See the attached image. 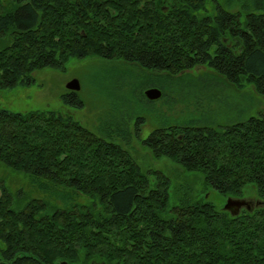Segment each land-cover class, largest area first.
Segmentation results:
<instances>
[{"label": "trees", "instance_id": "obj_1", "mask_svg": "<svg viewBox=\"0 0 264 264\" xmlns=\"http://www.w3.org/2000/svg\"><path fill=\"white\" fill-rule=\"evenodd\" d=\"M225 2L228 8L218 0H0V87L96 55L136 63L152 77L205 65L264 96V0ZM62 97L72 102L74 92ZM143 142L155 157L200 172L223 196L264 185L262 113L219 128L159 126ZM0 161L42 187L41 178L68 187L63 198H94L41 213V200L13 209L2 188L0 264H264V209L233 215L187 198L167 208L165 175L150 185L119 143L70 115L0 109Z\"/></svg>", "mask_w": 264, "mask_h": 264}, {"label": "rangeland", "instance_id": "obj_2", "mask_svg": "<svg viewBox=\"0 0 264 264\" xmlns=\"http://www.w3.org/2000/svg\"><path fill=\"white\" fill-rule=\"evenodd\" d=\"M218 2L228 8L225 0ZM231 9L243 10L239 4ZM31 76L30 84L0 87V109L51 110L70 115L95 134L119 143L138 164L150 185L155 183L156 173L168 178L167 208L187 198L209 201L218 209L228 211L224 208L227 198H237L220 194L204 182L200 172L187 171L166 156L155 157L143 139L159 126L196 122L219 128L225 123L264 114V96L251 84L236 87L205 65L188 69L178 76L161 73L152 77L136 63L126 64L96 55L73 56L63 69L44 67L33 71ZM73 78L78 80L79 89L71 91L65 85ZM151 87L161 91L159 98H146L144 92ZM69 91L74 92L72 102L62 97ZM140 91L148 101L139 97ZM102 124L104 127L106 124L105 130ZM40 181L43 187L32 181L27 173L13 170L0 161V195L2 188L5 189L13 209L19 210L32 200H41L45 204L41 213H51L66 201L86 204L94 201L92 196L85 195L63 198L61 193L70 191L68 187L56 186L44 178ZM253 187L245 186L242 193L254 195ZM3 246L0 241V248Z\"/></svg>", "mask_w": 264, "mask_h": 264}, {"label": "flooded vegetation", "instance_id": "obj_3", "mask_svg": "<svg viewBox=\"0 0 264 264\" xmlns=\"http://www.w3.org/2000/svg\"><path fill=\"white\" fill-rule=\"evenodd\" d=\"M3 1H7V0H1V2ZM15 1L22 3V2H29L32 0H15ZM53 1H62V0H53ZM123 30H130V29H123ZM253 188L255 191L254 195L249 196L241 193V195L237 197L239 198V200L246 202V204H241L237 208H235V210L233 209L234 210L233 214H239L244 211L253 212L258 207H262L264 209V185L259 188L258 187H253Z\"/></svg>", "mask_w": 264, "mask_h": 264}, {"label": "water", "instance_id": "obj_4", "mask_svg": "<svg viewBox=\"0 0 264 264\" xmlns=\"http://www.w3.org/2000/svg\"><path fill=\"white\" fill-rule=\"evenodd\" d=\"M66 88L71 90H77L79 89V82L77 79H71L66 83ZM145 95L149 99H156L161 95V91L156 87H151L145 91ZM242 200H236L232 198H227L226 203L224 204L225 209L231 210L232 213H234L235 208H237L241 204H246V202H243ZM234 209V210H233ZM60 264H67L66 262H61Z\"/></svg>", "mask_w": 264, "mask_h": 264}, {"label": "bare ground", "instance_id": "obj_5", "mask_svg": "<svg viewBox=\"0 0 264 264\" xmlns=\"http://www.w3.org/2000/svg\"><path fill=\"white\" fill-rule=\"evenodd\" d=\"M69 90H71V89H69ZM71 91H74V90H71ZM144 95H145V92H144ZM146 96V95H145ZM160 97V96H159ZM158 97V98H159ZM147 98V97H146ZM148 100H154V99H149V98H147ZM157 99V98H156ZM231 198V197H230ZM232 199H235V198H232ZM236 200H239V199H236ZM226 210H228L231 214H233L232 212H231V210H229V209H226ZM233 215H235V214H233Z\"/></svg>", "mask_w": 264, "mask_h": 264}]
</instances>
